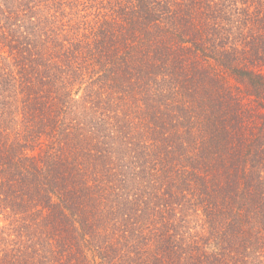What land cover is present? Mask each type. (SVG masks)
Listing matches in <instances>:
<instances>
[{"label":"trees","instance_id":"obj_1","mask_svg":"<svg viewBox=\"0 0 264 264\" xmlns=\"http://www.w3.org/2000/svg\"><path fill=\"white\" fill-rule=\"evenodd\" d=\"M0 264H264V0H0Z\"/></svg>","mask_w":264,"mask_h":264}]
</instances>
